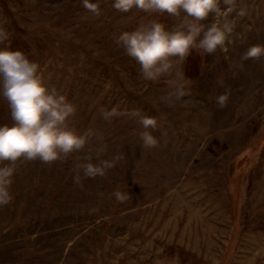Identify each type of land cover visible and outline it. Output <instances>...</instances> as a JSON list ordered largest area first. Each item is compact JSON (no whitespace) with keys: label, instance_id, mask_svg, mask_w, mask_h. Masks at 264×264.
I'll return each instance as SVG.
<instances>
[{"label":"rangeland","instance_id":"rangeland-1","mask_svg":"<svg viewBox=\"0 0 264 264\" xmlns=\"http://www.w3.org/2000/svg\"><path fill=\"white\" fill-rule=\"evenodd\" d=\"M100 3L95 16L81 0H0L5 44L75 105L71 127L95 133L63 162H17L12 200L0 207V264H264V57L240 59L264 45V0H241L251 14L226 52H191L190 94L173 106L161 101L167 84L144 81L114 43L139 24L173 18ZM225 92L221 109L215 97ZM101 108L155 117L158 145L143 149L136 119L105 121ZM3 124L12 120L0 96ZM101 145L114 167L74 184L76 165L85 155L95 162Z\"/></svg>","mask_w":264,"mask_h":264},{"label":"clouds","instance_id":"clouds-1","mask_svg":"<svg viewBox=\"0 0 264 264\" xmlns=\"http://www.w3.org/2000/svg\"><path fill=\"white\" fill-rule=\"evenodd\" d=\"M81 3L93 15L101 14L100 0H81ZM111 7L120 13L135 9L173 18L171 26L152 19L114 37V43L124 55L139 65L144 81L167 84L168 90L161 101L168 106L190 94L193 81L185 76L183 65L191 52L196 50L201 56L226 52L239 35L236 31L239 22L251 14L250 7L241 0H112ZM209 17L211 22L205 23ZM8 38L9 34L0 28V45H5L0 47V96L7 101L12 120L11 125H0V207L12 200L11 186L18 161L63 162L74 153L83 152L95 135L91 130L80 133L69 125V119L76 113L75 105L45 81L37 62L31 61L23 51L6 45ZM261 57H264V45L255 44L240 59ZM227 100V92L215 97L221 109L226 107ZM100 113L105 121L121 114L136 119L143 129L139 133L142 148L158 145L152 134L158 129L155 117L143 114L140 109L119 113L115 108H101ZM106 149L107 145L96 149L95 162L91 155L84 156L76 165L74 184L83 186L81 173L85 179H95L114 167L113 161L101 158ZM113 195L120 202L126 199L119 190Z\"/></svg>","mask_w":264,"mask_h":264}]
</instances>
